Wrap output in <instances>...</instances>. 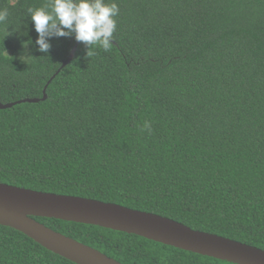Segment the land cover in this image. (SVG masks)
I'll list each match as a JSON object with an SVG mask.
<instances>
[{"label":"trees","instance_id":"trees-1","mask_svg":"<svg viewBox=\"0 0 264 264\" xmlns=\"http://www.w3.org/2000/svg\"><path fill=\"white\" fill-rule=\"evenodd\" d=\"M115 2L111 49L86 57L78 43L62 66L76 41L54 37L39 52L26 15L45 0H0L9 11L0 102L39 99L0 109V182L153 212L264 249V0ZM34 218L122 264H233ZM0 264L75 263L0 225Z\"/></svg>","mask_w":264,"mask_h":264},{"label":"water","instance_id":"water-1","mask_svg":"<svg viewBox=\"0 0 264 264\" xmlns=\"http://www.w3.org/2000/svg\"><path fill=\"white\" fill-rule=\"evenodd\" d=\"M78 43L77 41L74 43L62 66L71 61ZM45 97L44 89L42 99ZM38 100L24 98L8 103L0 102V109ZM34 217L95 225L134 234L233 264H264V249L214 233L192 229L153 212L93 198L38 191L0 182V225L23 233L48 251L75 264H122L96 248L53 230Z\"/></svg>","mask_w":264,"mask_h":264},{"label":"clouds","instance_id":"clouds-1","mask_svg":"<svg viewBox=\"0 0 264 264\" xmlns=\"http://www.w3.org/2000/svg\"><path fill=\"white\" fill-rule=\"evenodd\" d=\"M119 12L115 0H45L42 6L26 9V15L38 34L35 45L39 52L48 54L50 40L64 37L84 44L86 57L95 55L96 47L104 51L111 49L113 34L117 30L115 18ZM8 16L7 8L0 9V22L6 21ZM21 57L23 60L32 58L27 54ZM144 127L151 131L147 122Z\"/></svg>","mask_w":264,"mask_h":264}]
</instances>
